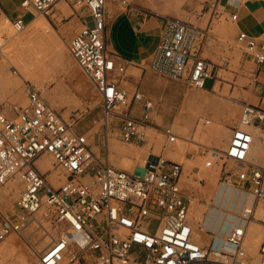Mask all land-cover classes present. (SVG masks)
<instances>
[{
  "label": "built area",
  "instance_id": "1",
  "mask_svg": "<svg viewBox=\"0 0 264 264\" xmlns=\"http://www.w3.org/2000/svg\"><path fill=\"white\" fill-rule=\"evenodd\" d=\"M61 1L22 0L21 8L53 20ZM68 1L75 10L88 13L68 49L101 99L106 147L115 130L123 143H145L147 131L156 129L154 106L145 100L141 114H133V102L144 97L122 85L128 63L106 46V8L111 0ZM112 1L130 5L128 0ZM209 9L210 19H226L220 0ZM163 22L150 69L188 88L206 89L210 80L214 84L215 65L203 55L211 22L202 27L173 16L163 17ZM27 25L23 16L13 21L17 32ZM237 41L246 45L257 64L264 63V37L259 46L257 39L240 32ZM12 73L18 74L16 69ZM25 89L26 102L13 106L14 116L8 117L0 105V191L15 179L20 186L15 212L0 211V246L11 237L21 239L33 224L46 232L44 224H49L51 244L34 254L31 264H264V236L254 253L247 243L249 223L255 220L264 226V166L251 161V132L237 127L225 150L209 151L212 158L244 169L241 177L246 178L253 203L234 213L239 224L223 222V238L207 230L198 237L188 218L192 196L181 184L182 164L151 153L139 170L116 167L95 155L89 137L80 134L75 121H67L39 89L32 84ZM240 107L242 123H264V109L246 103ZM164 135L170 142L177 138L170 128ZM44 156L52 158L54 169L39 168L37 162ZM55 170L57 185L50 179Z\"/></svg>",
  "mask_w": 264,
  "mask_h": 264
},
{
  "label": "crops",
  "instance_id": "2",
  "mask_svg": "<svg viewBox=\"0 0 264 264\" xmlns=\"http://www.w3.org/2000/svg\"><path fill=\"white\" fill-rule=\"evenodd\" d=\"M128 1L130 2L128 7H122L112 0L107 4L106 46L110 52L116 54L128 63L122 85L131 94L138 91L144 97L143 101L133 102L132 111L133 109L135 110L133 113L134 116L137 117L136 113L138 112V116L141 114L145 100L151 101L154 106L151 113L153 123L159 124L165 130L175 127L176 132L174 133L178 139L176 140L177 143H169L164 135L165 130H163L162 135L156 132L157 130L152 129L154 132L150 134L149 142L147 143V138L146 142L141 146V143L137 141L128 144L121 142L118 139V131L115 130L114 151L118 152V158L113 165L122 169L136 171L140 169L141 165L138 160H145L141 158V155L146 153V151H149L148 155L151 153L155 154L156 151H159L156 155H161L164 159L182 164L184 173L183 165H186L188 163L187 161L195 160L197 157L194 154L191 155L193 153L192 150L186 152L187 141L182 137L184 127L180 126L184 119L182 116L183 113L179 116L180 110L179 112H175V110L180 109L184 104H186V108L189 110H195L196 107L200 106L196 102V98L205 96L207 88L188 92L185 84L182 82L173 81L154 73L150 69V64L163 31V17L175 14L177 15L175 17L194 22L200 26L204 25L205 21L204 18H199L196 14L194 15L186 10L185 6L187 4L191 6L194 0ZM21 2L22 0H9L7 2L0 0V11L10 18H14V16L16 18L19 16L24 17L21 13ZM114 3L117 4L115 5V9ZM220 3L224 7V14L227 17L224 20L225 23H222V21H217L218 23L211 22L208 37L204 43L203 55L215 65L217 78H221L224 82L217 81L211 84L210 90L213 92L216 91L218 88L217 83H222L220 85V92H228L234 99L230 97L232 103L235 105L241 106L246 103L264 109V63L257 64L254 58L246 52V45L240 44L237 41V35L240 32H245L250 37L257 39L259 46L262 44V38L264 37V0H220ZM64 6L62 1L57 4L55 17L59 22V31L57 33L67 43L82 30L84 18L88 16V13L86 9L75 10L72 7V13H70ZM155 10H158L159 13L154 12ZM28 14L31 16V20L28 22V28L25 32L17 35L13 49L10 47V60L7 58L6 60L8 63L14 65L17 72L27 81L36 80L39 83L37 73L43 66V52L48 54V47H51V51H53V42L58 43L59 50L62 54L65 53V49L61 38H57L54 33L47 31L50 28L44 20L40 22L38 20H32V14ZM233 14L237 16L235 21L230 20V16ZM6 25L7 23L0 22V26L3 29ZM3 29H0L1 39L9 35ZM34 29L45 31L50 37L46 38L41 32L35 35L37 39L48 40L46 43H43L44 47H42L43 44L37 41L33 43L19 42L25 33ZM225 36L226 39L224 38ZM241 48L245 49V51L243 52ZM63 64L65 65L64 61ZM226 64H229V69L222 68ZM63 69H67V67L65 66ZM40 89L43 90L42 85H40ZM16 90L18 91L17 93ZM67 90L69 91V87L65 81L59 82L52 88L53 105H56V107L66 105L72 109L76 107L77 103H74L76 102L75 99L72 96H68ZM25 102L26 89L22 87L20 79L12 74H8L6 72V66L0 63V105L2 106V111L8 117H12L15 114L13 106L21 105ZM217 103L222 108L221 103ZM202 110L206 111L208 108ZM220 114L217 112L209 113L208 115H211L212 120L206 121L207 125H204L202 129L197 127L195 131L198 138L206 145V149L225 150L230 143L234 129L240 127L243 130L251 132L255 138L251 161L255 165L264 166V123L257 122L252 126H247L241 124L240 120L239 123L235 120L227 121ZM64 116L66 118L68 117L67 115ZM201 116L199 118H193L194 121L197 118V124L202 118L206 117ZM92 150H97L99 155V146H94ZM125 154L131 161L124 162L123 155ZM138 163L140 165H137ZM228 166L225 165V167ZM207 186L210 189L208 187L206 188L213 191L211 195H214V206L204 209L206 207L205 202L199 203V201L195 208L199 212L194 209L195 211L193 210L192 214L195 218L201 216L202 220L197 224L192 219L190 220L194 222L192 224L199 235L198 237H200V233L203 230H206L205 227L211 226L216 215L217 219L214 224V229L216 226H219L218 236L224 234L221 232L223 222L228 223L230 220L234 225L239 224V220L235 214H238L244 205H251L254 200L250 193L237 190L231 185H217L216 182H209ZM213 187H216L214 188L216 190H213ZM208 189L207 192L209 193L210 191ZM204 199L205 196H202L201 201ZM199 213H201L200 216ZM226 215L227 220L225 221ZM233 220H237L238 223ZM201 223L202 225H200ZM198 231L201 232L198 233Z\"/></svg>",
  "mask_w": 264,
  "mask_h": 264
},
{
  "label": "rangeland",
  "instance_id": "3",
  "mask_svg": "<svg viewBox=\"0 0 264 264\" xmlns=\"http://www.w3.org/2000/svg\"><path fill=\"white\" fill-rule=\"evenodd\" d=\"M4 2H7L9 0H2ZM215 0H194L192 5L190 6L189 4H187L185 6L186 10L189 11L190 13H193L194 15L196 14L199 18H204L205 24L202 25V27H206L208 25V22H212L214 21V23H218L217 20H213L212 18L210 19V9L211 8V3H213ZM247 1V0H246ZM261 1V0H258ZM64 3V7L70 12L72 13L71 7L73 8V5L71 2H69L68 0H64L62 1ZM68 4V5H67ZM115 5H117L116 3H114V9H115ZM196 6V7H195ZM78 8V7H77ZM83 10V9H82ZM154 12L159 13L158 10H155ZM21 13L24 15V19L25 21L28 23L31 20V16L28 14L27 11H25L24 9L21 10ZM170 16H177L175 14H172ZM33 19L32 20H38V22L44 20L50 29H48L47 31L54 33L55 36H57V38H61V40L63 41L64 44V51L65 53L62 54L61 51L59 50V45L58 43H54L52 44L54 50L51 51V47H48V54H45V52H43V66L42 68H40V71L37 73V77L39 78V83L36 82V80L33 81H27L25 78H23L19 73L17 75H15L13 72L14 69H16V67L14 65H12L11 63H8L5 56L1 53V51H3L4 53L6 52L7 48H12L14 46L16 37H17V32L14 30L12 23L13 21L16 19V16H14V18H10L5 16L1 11H0V22L3 23H7V25L4 27L3 31L4 32H8L9 35H7L4 39L0 38V44H1V48H0V63L2 65L6 66V72L8 74H14L13 76H16L20 79V82L22 84V87L24 88L26 84H32L34 85L37 89H39L42 94L44 95L45 93V98L46 100L52 104L53 107H55L57 109V111L59 113H61V115L70 121H75V127L76 130L80 133V134H86L89 137V140L92 144V148L94 146H99L100 147V153L98 155V151L97 150H93L95 155L97 157H99L102 160H110V163L114 164V162L116 161L118 156V152L114 151V149H112V147L114 146V139H111L110 141V146L109 148L106 147L104 140H105V133L106 130L103 126H101V120L103 118V108H102V102L100 97L97 96V94L95 93L92 85L90 84L89 80L87 79V77L83 74L82 70L80 69L79 65L77 64L76 60L72 57V55L69 52L68 46H69V42H65L62 37H60L61 35H58V31H59V27L58 24L59 22L57 21V18L55 17L53 20H47L44 17H42L41 15H36L33 14L32 15ZM65 22V21H63ZM222 23H225L224 20H222ZM39 32H41L42 34H44L47 37L48 34L45 31L39 30V29H34V30H30L27 33H25L19 40V42H29V43H33V42H39L41 44L46 43L48 40H40L35 38V35L38 34ZM50 38V37H49ZM226 39V36L224 37ZM10 45V46H9ZM44 47V44L43 46ZM242 49V48H241ZM242 51L244 52L245 49H242ZM63 61L65 62V65L63 64ZM67 67V69H63L64 67ZM229 64L223 65L222 68L224 69H229ZM221 68V67H220ZM232 69V67H230ZM17 70V69H16ZM216 73V69L215 72ZM65 81L66 84L69 87V91L67 90L68 96H72L77 103L75 108H69L66 105L63 106H57L53 105L52 103V93L51 90L54 86H56L59 82ZM217 81H222V79H216L215 82ZM224 82V81H222ZM212 81H208L206 88H207V92L205 94V97L208 99H219L218 101L221 103L222 108H220L219 111H214V110H206V114L205 112H201L202 111L201 107L198 106L195 108V110H189L188 108H186V104L183 105V107H181L180 109H176L175 112H179V116L181 113L182 116L184 117L182 123L180 124V126L184 127V132L182 134V137L187 141L186 146H187V150H192V154L191 155H195L197 158L195 160H190L187 161L188 163H186V165L184 166V173L182 176V181L181 184L184 188H186L188 190V192L190 193V195L192 196V202L194 201V199H198V201L201 202H205L206 207L209 208L210 206H214V198L211 195V193H207L205 192L206 190V186L209 182H216L217 185H231L233 186L235 189L240 190V191H244L246 193H249V189H248V185L246 182V178H242L241 175L244 173V169L232 162V161H218L217 159H214L211 157V151L206 149V145L203 143L202 140H200L198 138V136L195 134V131L197 130V127L202 129L204 127V125L206 124V121L212 120L211 115H208L209 113H221L220 116L225 118L227 121L229 120H235L237 123H239L240 120V113H241V107L240 105H235L234 103H232V97L228 92L225 93H221L220 92V85L222 83H217L218 84V88L216 89V91H211L210 87H211ZM40 85L43 86V90L40 89ZM233 85V83H232ZM185 88L188 92H193V91H198L196 89L193 88H188L185 85ZM18 91L16 90V93ZM198 95V94H197ZM215 97V98H214ZM219 97V98H218ZM232 99H231V98ZM234 100V99H233ZM2 108V106H1ZM71 110V111H70ZM134 109H133V113H134ZM138 112V110H137ZM11 113H13V111H11ZM139 112L136 113V115L138 116ZM200 114V115H199ZM64 115H67L68 117L66 118ZM206 116L205 118H202L201 120L203 121H199V123L197 124V118H199L200 116ZM201 116V117H202ZM194 117L195 121H194ZM96 122V123H95ZM202 123V124H200ZM154 128L153 130H157L156 132L160 133L163 135V130H165L164 128H162L159 124H156L155 122L152 125ZM213 127V126H210ZM172 130L174 132H176V128L173 127ZM152 129L147 131V138L149 142V136L150 134H153ZM194 141V142H193ZM146 143V144H147ZM142 146V143H141ZM148 152L146 151V153H144L143 155H141L142 159H147L148 157ZM156 151L155 154H157ZM204 152V154H203ZM110 153H113L115 156L114 161H112L110 159ZM52 160V159H51ZM131 160H125L124 162H128ZM218 161V162H216ZM140 162V161H139ZM140 163H138L139 165ZM218 164V165H217ZM225 165H229L228 167H225ZM138 167V166H137ZM199 171V173H197ZM201 186V187H200ZM198 187V188H197ZM200 188H204L203 190ZM200 189V190H197ZM5 190L2 189L1 195L0 196H5V192H3ZM204 194L205 199L201 201L202 196L198 193ZM204 191V192H201ZM3 192V193H2ZM210 195V196H209ZM209 197V198H208ZM200 199V200H199ZM208 199V200H207ZM17 198L14 196L12 198H8L1 206H0V211L5 214V215H10L11 213L15 212V202H16ZM192 206V205H191ZM206 207L204 209H206ZM262 207V206H261ZM190 219V218H189ZM217 219V215L214 218L211 226L209 227H205V229L209 232H212L214 234L218 233L219 230V226H216V228L214 229V224L215 221ZM235 222H237V220H233ZM207 222V220H206ZM34 227V229H36L35 233L31 234L28 241L25 243L21 242L20 240H18V244L20 245L21 249V253L25 254V257L20 258L25 260L26 259L31 263L34 259V254L35 251L37 249L42 250L43 248H45L46 246H42L43 248H40V244L43 242V240H45L47 237H44L41 241L38 242V240L40 239V237L42 235L46 234V231L40 230L38 229V226L36 224L31 225ZM47 228V230L49 232H52L51 227L49 224L45 225ZM32 230V229H31ZM264 230V229H263ZM30 230L28 229L26 231V234H29ZM262 234H260V242L263 239L264 236V231L262 232ZM248 238H247V242H248V247L250 248L251 243H253V239H254V233L249 232L248 233ZM222 236V234L220 235ZM249 241H251L249 243ZM260 245V243H259ZM258 245V247H259ZM258 249V248H256ZM12 262H16V260H12ZM27 264V261H26Z\"/></svg>",
  "mask_w": 264,
  "mask_h": 264
},
{
  "label": "bare ground",
  "instance_id": "4",
  "mask_svg": "<svg viewBox=\"0 0 264 264\" xmlns=\"http://www.w3.org/2000/svg\"><path fill=\"white\" fill-rule=\"evenodd\" d=\"M42 17H44V16H42ZM55 17V16H54ZM45 19H47V20H49L48 18H46V17H44ZM226 25V24H225ZM230 25V24H229ZM12 26H13V23H12ZM221 27V26H220ZM14 28V27H13ZM27 28H28V25L25 27V29L23 30V31H21V32H17L15 29V31L17 32L16 34L17 35H19V34H21V33H23V32H25L26 30H27ZM225 28V27H224ZM228 28V27H227ZM226 28V29H227ZM0 29H3L2 28V26H0ZM228 31V30H227ZM226 32V31H225ZM10 46V45H9ZM1 53L5 56V58H7V59H9L10 60V56H11V48H7L6 49V52L4 53L3 51H1ZM14 75V74H13ZM43 95V94H42ZM44 96V95H43ZM201 96V95H200ZM45 97V96H44ZM197 97V96H196ZM195 97V98H196ZM209 98V97H208ZM208 98H206L205 96H202V98H196L197 100H196V102L198 103V105H200V107H201V109H204V108H208V110L209 111H211V110H220L219 108V106H220V104H218L217 102H219V101H217V100H219V99H208ZM215 98V97H214ZM219 98V97H218ZM197 103H196V105H197ZM55 108V107H54ZM201 112H205V110H202V111H200L199 113H201ZM205 114H206V112H205ZM200 115V114H199ZM67 121H69V120H67ZM240 123L241 124H244L245 125V123H242L241 121H240ZM166 137V136H165ZM114 139V138H113ZM178 139V137L175 139V142H176V140ZM168 140V139H167ZM169 143H175V142H170V141H168ZM177 143V142H176ZM170 145V144H169ZM112 149H114V146L112 147ZM137 153V152H136ZM170 153V152H169ZM115 156L116 155H114L113 153H110V159L112 160V161H114V158H115ZM120 156V155H119ZM174 156V155H173ZM117 158H118V156H116ZM138 157V156H137ZM166 157V156H165ZM163 158V157H162ZM52 158L50 157V156H44V157H42L37 163H38V166H39V168L43 171V172H47V171H49V170H51V169H54L53 168V160H51ZM116 159V158H115ZM164 159V158H163ZM171 159V158H170ZM123 160L125 161V160H129L128 159V157H127V155L125 154V155H123ZM138 161H140V159L138 160ZM140 163H141V165H140V167H143L144 165H145V160H141L140 161ZM138 165V164H137ZM58 172L59 171H57V170H55L54 172H53V174L50 176V179H51V181L55 184V185H57L58 184V176H57V174H58ZM18 180L17 179H15V180H12V181H10L9 183H8V185L5 187V190L3 191V192H5V196H0V206L10 197V198H12V197H16V198H18V195H19V192H20V186L18 185ZM210 185H212L211 183H210ZM209 186V185H208ZM208 186H206V187H208ZM216 186V185H215ZM201 187V186H200ZM212 187V186H211ZM198 188V187H197ZM209 188V187H208ZM208 188H206V190H205V192H206V194L208 193L207 192V189ZM214 188H216V187H213V190H216V189H214ZM200 189H202V188H200ZM200 189H197V190H200ZM204 189V188H203ZM202 189V190H203ZM210 189V188H209ZM208 189V191H210L209 193H213V191L212 190H209ZM2 192V193H3ZM201 192H204V191H201ZM204 192V193H205ZM198 193H199V191H198ZM208 193V194H209ZM200 194V193H199ZM208 194H207V196H208ZM215 194V193H214ZM0 195H1V192H0ZM201 196H202V194H200ZM203 196H204V194H203ZM210 196V195H209ZM214 196V195H213ZM209 198V197H208ZM200 200V199H199ZM208 200V199H207ZM199 201H198V199L196 198V199H194V201L192 202V206H191V208H190V211H189V215H188V218H190V220L192 219L196 224L197 223H199L202 219H201V213H199V216L200 217H198L197 216V214H196V216H197V218H195V216L192 214L193 213V210L197 207V203H198ZM207 208V207H206ZM196 210V209H195ZM194 210V211H195ZM197 211V210H196ZM204 211V210H203ZM213 211V210H212ZM44 212V210H41L40 211V213H39V216L38 217H40L41 216V214ZM197 212H199V211H197ZM218 212V211H217ZM261 212H262V207H261V205L259 206V208H258V210H257V214H256V216L257 217H260L261 216ZM216 213V212H215ZM232 214V213H231ZM204 215V214H203ZM225 215V214H224ZM232 216V215H231ZM230 216V217H231ZM204 217V216H203ZM221 217H222V213H221ZM234 217V216H233ZM213 218V217H212ZM232 218V217H231ZM227 220V219H226ZM225 220V221H226ZM194 222H192V223H194ZM238 223V222H237ZM232 224H234V223H232ZM44 225H46V224H44ZM193 225V224H192ZM200 225H202V223L200 224ZM46 227V226H45ZM197 227H199V226H197ZM32 229V230H31ZM195 229V228H194ZM264 229V226L263 225H261V224H259V223H257L255 220H253V221H251L250 223H249V230H248V233L249 232H251V233H254V239H253V243H251V245H250V248L248 247V249H249V251H251L252 253H254V252H256V248H258V245H259V243H260V234H262L263 235V230ZM29 230H30V232H29V234L27 233H25L23 236H22V238L21 239H18L17 237H11V238H9L6 242H4L1 246H0V264H26V261H27V264H31L27 259H26V261L25 260H23V259H21L20 260V258H22V257H25L26 258V256H25V254H23V253H21V249H19L20 248V245L18 244V240H20L21 242H27L28 241V239H29V237H30V235L31 234H33V233H35V231H36V229H34V227L32 226V228L30 227L29 228ZM196 230V229H195ZM197 230H198V228H197ZM204 231V230H203ZM221 231V230H220ZM201 231H198V233H200ZM222 232V231H221ZM197 233V232H196ZM202 233V235H203V232H201ZM201 233H200V235H201ZM199 236V235H198ZM223 236H224V234H222V236H219L220 238H223ZM44 237H47L45 240H43V242L40 244V248H43L42 246H46L45 248H43L42 250H39V249H37L36 251H35V254L37 253H41L42 251H44L46 248H48L49 247V245L51 244V240H52V237H51V234H50V232L49 231H47L46 232V234L45 235H42L41 237H40V239L38 240V242L39 241H41ZM198 242H199V240H197ZM251 241H249V243H250ZM201 243V242H200ZM248 243V242H247ZM249 246V245H248ZM12 260H16V262H12Z\"/></svg>",
  "mask_w": 264,
  "mask_h": 264
}]
</instances>
